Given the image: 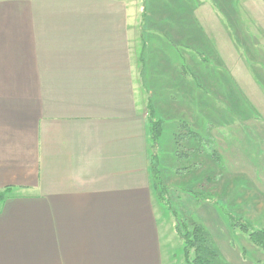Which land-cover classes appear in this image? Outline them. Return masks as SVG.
<instances>
[{"label": "crops", "instance_id": "crops-1", "mask_svg": "<svg viewBox=\"0 0 264 264\" xmlns=\"http://www.w3.org/2000/svg\"><path fill=\"white\" fill-rule=\"evenodd\" d=\"M131 13L0 0V264L172 263L141 83L164 41L142 31L139 68Z\"/></svg>", "mask_w": 264, "mask_h": 264}, {"label": "rangeland", "instance_id": "rangeland-1", "mask_svg": "<svg viewBox=\"0 0 264 264\" xmlns=\"http://www.w3.org/2000/svg\"><path fill=\"white\" fill-rule=\"evenodd\" d=\"M128 1L137 13L131 54L139 68L142 31L164 41L146 49L141 83L146 105L158 96L161 107L153 152L164 201L155 195L168 215L171 264H186L178 222L206 229L218 264H264V249L243 229H264V0ZM146 18L154 29L143 27Z\"/></svg>", "mask_w": 264, "mask_h": 264}, {"label": "trees", "instance_id": "trees-1", "mask_svg": "<svg viewBox=\"0 0 264 264\" xmlns=\"http://www.w3.org/2000/svg\"><path fill=\"white\" fill-rule=\"evenodd\" d=\"M148 108L147 119L152 123L150 134V148L152 149V164L150 165L151 183L159 200H163L165 190L162 187L160 175L159 152L158 150L153 152L161 139L163 120L154 118L155 109L151 102H149ZM198 136L197 134H189L188 139H196ZM5 195L6 193H0V202L4 199ZM233 225L235 224L233 223ZM175 229L184 244V260L186 264H218L221 256L220 251L211 242L208 232L201 224L193 223L187 228L186 223L178 222ZM243 229L253 244L264 249V229L252 228L250 224H244ZM191 253H194L192 259H190Z\"/></svg>", "mask_w": 264, "mask_h": 264}]
</instances>
